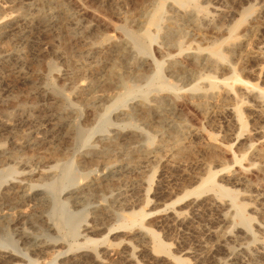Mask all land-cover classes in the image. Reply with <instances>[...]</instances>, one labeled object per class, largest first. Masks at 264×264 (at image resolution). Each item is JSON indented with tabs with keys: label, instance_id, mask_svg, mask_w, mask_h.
<instances>
[{
	"label": "rangeland",
	"instance_id": "rangeland-1",
	"mask_svg": "<svg viewBox=\"0 0 264 264\" xmlns=\"http://www.w3.org/2000/svg\"><path fill=\"white\" fill-rule=\"evenodd\" d=\"M159 3L164 15L150 27ZM215 3L235 14L222 22L229 32H198L194 21ZM0 20V172L12 169L9 182L27 183L23 192L0 196V238L6 233L13 242L0 246L9 254L0 264H47L56 251L83 247L101 264H128L129 250L137 264H264V257L225 255L221 236L230 237L225 248L233 252L241 227L236 217H219L231 202L251 234L264 239L255 228L264 223V143L249 137L264 127V106L249 93L264 102V0H187L184 7L172 0H0ZM146 30L153 41L138 51L128 34ZM214 45L224 62L213 59L212 69L201 58L194 65L190 54ZM156 62L161 79L148 83ZM228 108L242 125L230 122ZM90 130V146L102 153L92 159L81 155ZM100 136L116 143L103 145ZM69 160L61 199L78 213L79 236L65 239V228H52L43 194ZM213 175L226 192H205ZM91 182L99 187L81 189ZM73 191L76 199L67 193ZM196 196L220 205L187 212L186 201ZM172 208L185 211L184 222L165 220ZM133 214L150 233L133 225ZM36 242L44 245L40 253Z\"/></svg>",
	"mask_w": 264,
	"mask_h": 264
},
{
	"label": "bare ground",
	"instance_id": "bare-ground-1",
	"mask_svg": "<svg viewBox=\"0 0 264 264\" xmlns=\"http://www.w3.org/2000/svg\"><path fill=\"white\" fill-rule=\"evenodd\" d=\"M172 1L174 3H176L180 7H184L186 2H187V0L186 1H184V0H172ZM163 15H164V4L163 3H159V4L156 5L155 9L152 11V14L150 15L149 20H148V25L150 27L158 28V25H159ZM175 15H174V17L177 18V16L182 17L184 14L176 13ZM234 15H235L234 13L226 11L219 4L215 3V5L210 8L208 15L205 14L199 20H195L194 21V27L200 33L202 31H207L208 30V31L212 32L215 35H220L222 33L229 32V28L223 27L222 22L226 18H231ZM239 20H241V17H240ZM2 21H4V18L2 19ZM171 25H173V24H171ZM1 36H2V34L0 33V37ZM153 36H151V34L149 33L148 30L144 31L141 35H135V34H132V33L128 34V38L130 39V41H132L133 45L136 47V49L138 51H145L146 50L145 42L146 41H153ZM233 50H234L233 47H229V52H232ZM190 58L193 60L194 65L197 63V60L203 58V59H205L207 61L206 65H208V67H210L212 69H215L216 66H217L216 62L213 59L219 58L221 62H224V58L221 55V52H220V49H219V45H214L213 47H211V48H209L207 50H197V52H193V53L190 54ZM154 66H155V71L151 75L150 80H149L148 83H151V81H153V80H156L155 82H157V80L159 81L161 79V76H162V73H161L162 64L156 62ZM209 85L211 87L213 86V84H211V83ZM165 86H166V84H165ZM151 87H152V85H151ZM160 89H162V88H160ZM163 90H167V88L163 89ZM249 93H250V95L252 97H254V99H256L255 101H257V104L259 105V107L264 106V102H261L260 100H257V98H255V96L253 94L254 92H253L252 89L249 91ZM120 98L121 97H119L117 99V102H116L117 104L120 103V100H121ZM142 106H143V108H147L148 107L146 103L143 104ZM235 109L234 108H228L226 110L227 113H228L227 116L230 117V122H232V123H237L238 122V123H240L242 125L241 119H240V114ZM107 117L104 118V124L105 125L109 124V119ZM262 121H264V120H262ZM101 127L103 128V126H101ZM253 130H254V132L249 137H257V139L260 142L264 143V127H260V128L253 129ZM94 134H95V131L90 130V133L88 134V136L85 138L84 141H82L84 144L81 143L83 145V147H87L88 148V150L85 153H81V155L82 156L91 155L90 159L93 158L92 156H94V154L101 153V151L99 149H97L95 146H90V142H91V139L93 138ZM99 140L101 141V144L103 143V145H107V144L108 145H112L111 143H114V144L116 143L115 140L110 138L109 136H100ZM208 145L212 146V147L215 146V144L211 143V142ZM80 148H82V147L80 146ZM75 151H76V149L74 150V152ZM78 152H81V150H79ZM256 152H258V151L256 150ZM256 156H259V154L256 155ZM239 162H240L239 160L235 159V163L239 164ZM71 166H72V163H70V160H69V164H66V167L62 169L61 177L59 179L55 178V179L51 180L50 182H48L47 184H45L46 188H47L46 189L47 192H46V195L43 194L44 195L43 201L49 203V206H48L49 213L54 217L53 218L54 222L52 224V228L53 227L62 228V229L65 228L66 229L65 239L77 238L79 236L78 231L76 232V228H77V225H78V218H77L78 213L69 212V210L67 208L66 201L61 199V194L64 192V189H66L65 188L66 184L69 182L68 180H69V175H70L69 172H70V167ZM12 173H14V170H12V169H8L7 174H4V173L0 172V196H2V197H10L11 195H16L19 192H23V190L27 187V183L25 181L26 178H23L20 181H10L9 182L7 180V176H8V174H12ZM28 174L32 175V173H28ZM28 174L25 173L26 177H28ZM57 177H58V175H57ZM214 178H215V175H213L211 177V179L209 180V182L212 183V185L205 192H211L214 195H218V193L226 192L227 189H225L222 186L216 185L214 183ZM229 180L230 181H234V182H238L236 180V178H230ZM96 187H99V184H95V182L94 183L91 182V183H88V184L87 183L84 184L81 189L82 190L83 189H89V188L94 189ZM67 193H70V194L73 193V195L72 196L70 195L69 198H74V199H76V197L79 195V193H76L74 191L73 192H67ZM38 194H41V193H38ZM229 199L232 200L231 198H229ZM180 201H182V200H178L177 202H175V204L176 203L178 204ZM186 202L187 203L185 204L184 208L187 210V212H190L192 214L197 211V209H198V207L200 205L215 206V207H218L220 205L216 200L213 199V197L212 198H208L206 200H202L200 202L199 197L196 196L195 198L187 200ZM224 205L227 207L228 213L227 214L220 213V215H219L220 221L221 222H225L227 220L230 221V219L232 217H236L240 221V226H236V228L237 227H241L238 231L233 228L235 230V232L237 231L236 232L237 237L241 240V243L237 244L236 247L234 246L235 249H234L233 252H228L227 251L228 249L225 248L226 241L229 240L230 237L228 235H222L221 236V239H220L221 243H220V241H219V243H220V246L224 249L225 255H226V253H227V256H229V255L230 256H234L235 255L236 257L241 256V255H246V256H249L251 260H257L259 258L264 257V239L256 238L253 234H251V232L248 229V224H249L248 220L243 216V213H241L240 209L235 208L236 205L234 207L231 202H230V205L229 204H224ZM213 210H214V208H213ZM184 213H185V211L184 210L182 211V208H177V209L176 208H172L171 210L166 211L164 217H165V220H167V221L174 222V223H182L186 219V218H184ZM20 214L23 216L24 212H21ZM132 216H133V219L131 220V222L133 223V225H136V226L138 225L140 230L150 233V231L148 229L144 228L142 226V224L139 223V221H141V220L134 219V217H136L137 214H133ZM5 217L6 216H3L2 218L4 219ZM142 217L143 216L140 215V219ZM229 221H228V223H230ZM261 224H264V223H261ZM261 224H257L255 226V228L262 235V237H264V226H262ZM87 229H88V227L86 225H84V231H86ZM66 244H68V243H66ZM153 244H154V250L156 252L164 253V251L162 249V245L155 244V243H153ZM250 244H254V246H253L254 248L253 249L250 247L251 250L249 248ZM7 245L13 247V242L10 240V238H8L7 234L4 233L3 236L0 238V246H7ZM55 245L52 246V247H55ZM78 245H80V243ZM227 245H228V243H227ZM33 249H34V251H38L40 253L45 248H44V245L36 242V243H34ZM102 253L104 255H107L109 253L108 248L104 247L102 249ZM1 256H9V254L4 253V252H0V257ZM125 260H126V262L128 264H137L136 261L134 260V251L133 250H129L128 251V253L126 254ZM237 260H238V258H237ZM55 261H59L60 264H81V263H83L85 261H88L91 264H101L102 263L98 259V257L94 254L93 251L86 250V248H84V247H83V249H80L76 254H72V253L71 254H67V252L56 251V257L51 262H48L47 264H54ZM27 264H31V262L28 261Z\"/></svg>",
	"mask_w": 264,
	"mask_h": 264
}]
</instances>
